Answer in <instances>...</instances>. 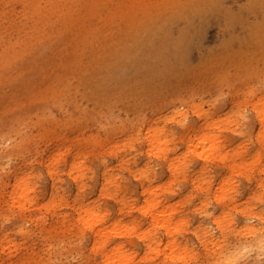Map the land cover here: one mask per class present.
<instances>
[{
  "label": "rangeland",
  "instance_id": "374dc122",
  "mask_svg": "<svg viewBox=\"0 0 264 264\" xmlns=\"http://www.w3.org/2000/svg\"><path fill=\"white\" fill-rule=\"evenodd\" d=\"M51 1L35 0L48 19L30 28L38 19L30 3L0 0V67L15 56L16 48L2 51L5 45L19 41L38 71H49L45 77L0 71V264H106L81 222L84 209L99 219L95 229L104 232L105 253L121 246L129 264H167L171 239L182 258L172 253L170 264H221L225 257L229 264H264V141L255 138V108L264 103V52L256 44H226L235 34L249 38L256 9L243 0L196 12L190 6L200 0H182L180 7L179 0H71L72 12L54 18L50 5L68 0ZM146 5L150 13L141 12ZM173 6L183 13L171 19ZM109 8L112 15L102 26L116 39L135 31L139 20L166 12L164 23H173L169 36L184 33L185 40H166L154 58L152 51L135 58L138 64L153 61L151 87L133 82L101 93L102 103L78 95L69 102L60 92L72 97L71 76L82 53L94 55L78 36L94 30ZM120 8L137 14L120 19ZM39 38L45 49L33 43ZM63 84L69 89H58ZM124 95L127 101L133 95L135 104L127 105ZM150 126L165 142L158 154L147 148ZM184 127L216 138V155L197 159L182 141ZM156 197V207L145 212L147 200ZM151 214L158 221L169 218L170 230ZM250 225L258 230L249 231Z\"/></svg>",
  "mask_w": 264,
  "mask_h": 264
},
{
  "label": "bare ground",
  "instance_id": "6f19581e",
  "mask_svg": "<svg viewBox=\"0 0 264 264\" xmlns=\"http://www.w3.org/2000/svg\"><path fill=\"white\" fill-rule=\"evenodd\" d=\"M19 1H22V0H19ZM244 1H245V4H248L249 6H253L258 12L255 22L251 24L252 29L250 32H248L249 38H247L244 33L235 34L232 37L227 38L226 44L228 45L229 48H231L232 45L233 46L236 45L237 48H241L242 46H245L246 48H251L253 47L254 44H256V46L258 45V47L262 46L263 52H264V0H243L242 2ZM23 2L30 3L32 7V10L30 12L38 15V19L33 21L34 25L32 24L30 28L37 27L39 24H41V26L42 25L44 26L45 24L44 22H46L48 19V17H46L47 13H43V9L41 10L37 6V4L35 5V0H23ZM47 2L50 3L52 1L47 0ZM93 2L96 3L95 1ZM201 2L203 3L204 0H200L197 3V5L190 6L192 9H195L192 12H196L197 10H203L205 7L210 6V5L213 6L216 3L217 4L221 3L222 0H206V3H205L206 5H199V4H202ZM183 5H184V2L182 0H179L177 2L178 7L183 6ZM242 5L243 7H247L244 4ZM50 7H53V8H50ZM50 7H48L50 8L48 13L50 14L54 13L55 15L54 18L61 17L62 15L65 16L71 13L73 9L71 0H68V2L63 1L62 4L57 3L56 6L51 4ZM81 7L83 6L81 5ZM90 8L92 11V7ZM172 8L173 10L170 13L172 17H168V18L172 19L173 17H177L179 16V14L183 13V11H179V14H178L174 10L175 7L173 6ZM184 8H189V7L185 6L180 9H184ZM151 11L152 9L148 7V8L142 9L141 12L150 13ZM126 12H128L127 16L123 15V14H126ZM136 14H137L136 11L132 12V10H127L124 12L120 8L116 16L120 19L128 20L129 18H131L130 20H132L134 15ZM91 15H94V14H91ZM110 15H112V12H111V9L109 8L107 9V12L105 11L104 16L101 17L96 27H94V30L85 29L84 33L78 36L80 37L79 40L84 38L87 44L93 46V49L92 48L90 49L94 53V55L92 54L90 56L88 55L85 56L82 53L80 57L81 61L79 62L80 66H78V68L74 70L73 72L74 74L71 76L76 80L74 85L71 87V89H75V90H71L73 91L72 92L73 95H71L72 97H70L69 95L67 96L64 91L60 92V95H62L69 102L74 101V98L77 97L76 95H78L79 99L81 100H84V101L93 100L95 103H102L103 101H100L102 99H99V98L101 96V93L105 95L106 91L110 92L116 89L125 90V89H128L129 86L133 82L138 83V85L140 84L139 87H144V85L149 82V79L153 75V72L156 69V67L153 65L152 63L153 61L152 62L144 61L138 64L135 62L136 60L135 58L138 56H142V58L144 57L146 58L148 53H150L149 51H152V55L154 58L155 57L154 53H156V49H159L158 52H160V48L162 47V45H164V42L166 40L172 39L175 41L174 44H178L179 42H182L185 40L183 39L185 36L184 33H180L176 39H174L172 36H169V32L167 30L171 29L173 23L172 21H167L164 23L163 18L164 16L167 17L166 12H163V13L161 12L159 17L154 21H151V20L148 21V20L142 19V20H139L137 23L136 21L133 22L132 26L136 23L135 26H137L136 27L137 29L135 31L131 30L132 32L129 30H124L123 32H121V34H119L120 35L119 38L116 39L113 36V32H111L109 28L105 29V26L104 27L102 26L104 22V18L110 17ZM222 15L226 18V20L231 18L230 12L228 13L223 12ZM17 31L20 32L19 29H17ZM20 33L23 34L24 31L21 30ZM48 37L50 39V36ZM89 41H92L93 43L90 44ZM33 43L37 45V48L40 47L42 49H45L46 47L44 46L47 45V42L44 38H41V39L39 38L37 42L34 41ZM21 44L22 43H20L19 41H15L14 43L10 42L5 45V48L2 50L3 52L8 53V51L10 50H12L13 52L14 48H16V51H14L15 56H13L14 58L12 59V61L4 62L5 69H2L0 67V71L2 70V74L4 70L5 72L9 71V73L11 71L13 75L14 74L19 75V77H24V76H29V75H38L40 77L47 76L49 74V71H46L44 68L39 69L38 71V69L34 66V61L32 63L30 62V53L26 52L25 47L21 49L19 48V47H22L20 46ZM30 45L32 46V42L30 43ZM63 45L65 47L66 43H64ZM111 50L114 51L112 54L110 52ZM4 59L9 60L6 57H4ZM152 84H153L152 82L148 83V87H151ZM61 87H63L64 89L66 88L69 89L67 84H63L62 86L58 87V89ZM141 91L142 90L138 92H141ZM127 96L128 95H124V98H123L124 101H126L127 105H134L135 104L133 103L134 96L129 95L130 98L128 99V101L125 100ZM124 101H121V102L123 103ZM256 107L257 108H255L256 109L255 115H256L257 123H258V131L256 132L257 134L255 135V138L257 139L258 143H260L261 140L264 141V103L261 102L259 106L257 105ZM147 130H148L147 131L148 151H151L152 154L160 153L165 148V142L162 141V139L160 138V129L156 127H152V129L148 128ZM182 135H183L182 141L184 143H187V146L189 149L194 150V153L197 159H200V160L204 159L211 154L216 155V151H217L216 146L218 144V141L216 138L210 136L206 131L201 130L199 128L192 129L190 127H184ZM221 155L223 157L226 156L225 153L224 154L221 153ZM177 167L178 165L176 163H173L170 165V169L172 170H176ZM12 187H13L14 192L18 191L20 188L16 182L13 184ZM147 191L149 193L152 192V188H148ZM158 201H159V197H156V199H153V200H147V204L145 206L147 211L145 210V212L147 213L152 212V210L156 207ZM81 214L82 216H80V219H81V222H84L82 223L83 226L89 230L90 234L92 235L94 234V242H93L92 249L95 250L96 252L103 251L101 256L106 261V264H129L131 257L125 254L121 246L114 248L110 254L105 253L106 243L104 242V239H102L103 238L102 235H104V232L103 230L95 229L99 221V219L95 217V214L87 209H84L81 212ZM161 214L163 215L165 213L162 212ZM151 216L156 220V222H160L161 225H163V227L166 228V230L168 231L170 230L172 222L169 218L168 219L161 218V221H158L159 217H155L152 214ZM247 229L251 232H256L258 230V228L255 225H250ZM169 234H173V233H169ZM166 248L171 250L170 255L164 258V262H167V264H170L171 260L175 259L172 256L176 252H178L177 257L179 256L178 258H182L180 256L181 253L179 252L180 249L175 245L174 239H171L170 241L166 242ZM148 249H152L151 245L148 246ZM229 263H231L230 259H226L225 257L224 261H222L221 264H229Z\"/></svg>",
  "mask_w": 264,
  "mask_h": 264
}]
</instances>
